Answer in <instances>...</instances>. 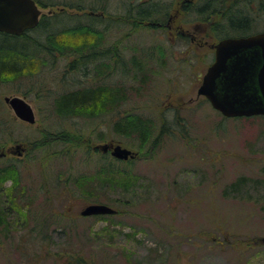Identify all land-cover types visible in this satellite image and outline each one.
Wrapping results in <instances>:
<instances>
[{
  "label": "rangeland",
  "instance_id": "374dc122",
  "mask_svg": "<svg viewBox=\"0 0 264 264\" xmlns=\"http://www.w3.org/2000/svg\"><path fill=\"white\" fill-rule=\"evenodd\" d=\"M55 1L60 4L43 9L48 16L64 12L54 30L88 32L89 26L103 33L99 49L109 54L102 63L111 64L104 81L119 86L126 99L95 118L53 111L58 93L96 83L99 68L90 46L43 63L40 72L0 79V152H6L0 168L11 170L0 178V264H61L56 253L73 248L96 264H264V115L225 117L198 96L214 50L154 27L118 23L130 0ZM193 17L185 18L191 31L197 28ZM201 32L198 38H204ZM15 40L0 34V44ZM135 56L144 68L133 65ZM76 60L84 69L68 72ZM6 95L25 97L36 122L18 118ZM130 111L153 119L143 147L137 136L112 130ZM165 119L171 129L160 135ZM62 130L79 139L22 156L8 151ZM111 142L137 156L121 160L104 152L101 145ZM97 202L119 212L81 215ZM60 211L66 214L56 215Z\"/></svg>",
  "mask_w": 264,
  "mask_h": 264
},
{
  "label": "trees",
  "instance_id": "16d2710c",
  "mask_svg": "<svg viewBox=\"0 0 264 264\" xmlns=\"http://www.w3.org/2000/svg\"><path fill=\"white\" fill-rule=\"evenodd\" d=\"M36 1L43 8L60 4L55 0L54 2L53 0ZM149 2H151L149 7H145L141 4L138 5L139 18L138 23L134 26V30L142 26H150L153 28V26L141 22V20H166L173 12L175 0H170L169 2L152 0ZM166 3H170V5L167 6ZM64 4L70 6L71 3ZM65 8L64 6L61 7L60 11H64ZM79 9L82 10L84 7H80ZM51 10L58 12V10H53L52 8ZM91 11H93L94 14L97 13L95 10ZM62 13L64 12L48 16V14L44 12L41 16L39 25L22 34L15 35L0 31V34L7 38L10 37L17 40H15V43H13L14 41L9 43V45H6L5 41L0 44V79L8 75L16 77L18 75L40 72L45 63H49L52 60V62H54L59 55H70L69 53L74 52V50L83 51L86 47L88 48V46H90L93 51H91L92 53L89 55L90 60L91 62H97L99 68L95 79L96 83L58 93L52 102L53 111L60 117L84 116L87 118H95L102 115L104 112L117 109V106L123 103L126 97L119 86H114L104 81L109 75L105 67H109L111 64L108 62L102 63V59L105 58L106 54H109L108 51L103 52V50L101 51V49H99L100 44H103V33L89 26L85 27L91 30H88V32L78 30L79 27H62L61 29L54 30L52 25L59 19L58 16ZM184 13L185 18L189 17L191 14L194 16L192 19L193 21H191L199 26V30L202 31V36L208 40L211 39L216 41L227 36L247 35L257 31L255 29L259 24L264 26V0H200L198 2L187 3L184 6ZM182 16L183 14L181 13L180 16L176 17L180 18ZM130 18L131 16L129 15V21L131 20ZM187 22L190 21L186 20V23ZM32 30H36L38 35L35 36L32 34ZM125 37L126 36H124V38ZM20 40L30 44L31 48H28L27 44H21ZM97 49L99 51H97ZM85 58L87 59V55ZM79 59L83 61L82 55L79 56ZM49 64L52 65L51 63ZM133 65L137 68H144L143 59L141 57H133ZM70 66L71 70H68V72L84 69L82 68L83 65L80 66L77 60L70 64ZM176 119L178 122L179 116H176ZM167 121V119L164 120L160 129V135L167 133L171 129ZM153 123L152 118L143 117L138 113L130 111L113 122L112 130L114 133L125 136H137L140 147H143L150 139V135L153 131ZM43 136L44 138L34 143H25L27 145V150L30 151L32 148L44 147L56 141L73 143L79 139L76 132L71 134L66 130L59 131L58 133L46 131ZM102 137L101 134L100 139H102ZM158 137L159 136H157V138ZM8 172H11L9 168H0V178L2 179V174H8ZM13 174L15 175V173ZM14 181L18 183L17 180ZM65 191L68 192V189ZM15 197L17 198V195H15ZM3 210L5 209L0 206V224L3 222V218H5L3 216L5 215ZM117 212H119L118 209ZM59 214L65 215L66 213L60 211L56 215ZM44 249L45 248L42 250ZM49 253L48 251V254ZM56 255L61 264H96L92 260L86 259L85 256L81 254V251L76 248L70 249V251L65 250L64 252H58Z\"/></svg>",
  "mask_w": 264,
  "mask_h": 264
},
{
  "label": "water",
  "instance_id": "95a60500",
  "mask_svg": "<svg viewBox=\"0 0 264 264\" xmlns=\"http://www.w3.org/2000/svg\"><path fill=\"white\" fill-rule=\"evenodd\" d=\"M43 9L36 0H0V31L22 34L37 27ZM213 62L203 75L198 96L204 95L225 117L264 115V31L249 35L229 36L211 44ZM5 102L16 116L29 123L36 122V113L29 101L19 95H6ZM104 152L111 149L118 159L134 158L136 152L121 144L104 143ZM26 146L18 143L8 149L22 156ZM6 152H0L3 156ZM117 209L103 203H89L82 216L111 215Z\"/></svg>",
  "mask_w": 264,
  "mask_h": 264
},
{
  "label": "flooded vegetation",
  "instance_id": "af4514ba",
  "mask_svg": "<svg viewBox=\"0 0 264 264\" xmlns=\"http://www.w3.org/2000/svg\"><path fill=\"white\" fill-rule=\"evenodd\" d=\"M152 0H130V5L126 13H120L121 16L117 19L122 25H128L131 24L130 26H135V24L138 23V18H139V9L137 8L138 5H143L145 7H149L151 4ZM198 2L197 0H175V3L173 4V12L168 16L166 20H157V21H142L146 25H151L153 26L156 30L163 31L164 33H168L169 35H173L175 38H178L180 41L189 38L192 42L195 44H199V46L203 45H211L210 40L204 38H198L197 37V32H199V26L197 25V28L194 29V31H191L190 29H187L186 27V20H185V13H184V6L187 3L190 2ZM129 2V1H128ZM167 6L170 5V3H166ZM183 14L181 18L182 21L179 20L176 16H180V14ZM105 12L102 11V15H104ZM126 15L129 17L131 16V20L129 21L128 18H123L122 15ZM121 25V26H122ZM167 34V35H168ZM168 35V36H169ZM214 50V49H213ZM84 61L86 60L85 57H83ZM84 64V62L82 61ZM9 153H12L10 151ZM6 155V154H4Z\"/></svg>",
  "mask_w": 264,
  "mask_h": 264
}]
</instances>
